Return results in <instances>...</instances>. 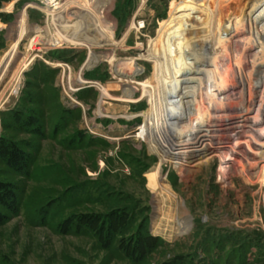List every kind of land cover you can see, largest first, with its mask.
Listing matches in <instances>:
<instances>
[{"label": "rangeland", "instance_id": "374dc122", "mask_svg": "<svg viewBox=\"0 0 264 264\" xmlns=\"http://www.w3.org/2000/svg\"><path fill=\"white\" fill-rule=\"evenodd\" d=\"M30 1L0 0V62L12 41L7 30ZM97 5L99 26L115 32L116 40L133 14L143 18L138 35L131 31L125 38L128 47L183 17L194 18L205 35L231 25L242 30L243 22H235L241 17L264 19V0ZM26 16L32 30L46 33L36 8H26ZM85 32L93 29L87 25ZM32 35L18 45L11 70ZM178 37L172 36L173 45ZM55 46L19 74L16 92L7 79L0 97V264H264V173L251 178L238 166L221 181L216 159L178 171L169 154L161 156L160 148L151 150L133 136L141 119L124 118L142 111L145 102L101 99V87L119 95L105 62L93 57L81 78L95 83L81 86L75 72L84 48H63L60 39ZM170 55L160 52L164 63ZM198 157L186 156L185 165ZM181 211L187 218H180ZM177 219L185 221L179 231Z\"/></svg>", "mask_w": 264, "mask_h": 264}, {"label": "bare ground", "instance_id": "6f19581e", "mask_svg": "<svg viewBox=\"0 0 264 264\" xmlns=\"http://www.w3.org/2000/svg\"><path fill=\"white\" fill-rule=\"evenodd\" d=\"M97 3L98 0L26 3L6 33V39L12 41L0 62V97L11 80L14 83L9 91L16 92L15 80L19 74L28 69L35 57L54 50L55 40L60 39L63 48H84V62L75 72L81 86L95 83L82 79L81 74L94 62L93 57H99L113 77L110 83L119 92V95H110L108 87H101V99L121 100L132 106L145 102L142 111L124 118L141 119L133 136L151 150L160 148L161 156L169 154L178 171H191L202 162L209 165L216 159L221 181L238 166L251 178L263 174L264 19H258L255 14L237 18L235 22H243L242 30L231 25L228 31L205 35L194 18L183 17L178 25H169L158 30L154 37L133 42L128 47L125 38L131 31L138 35L143 18L133 14L123 38L116 40L115 32L107 33L99 26ZM26 8H36L45 19V34L39 27L30 28ZM87 25L93 34H86ZM51 31L54 36H50ZM28 33L33 35L27 39L25 52L11 70L10 64L19 53L18 45ZM176 33L182 38L178 37L173 45L172 36ZM164 49L171 52L166 63L160 58ZM43 61L49 66H62L61 62L44 58ZM147 69L150 73L143 78ZM216 140L225 143L219 145ZM194 152L199 157L185 165L184 158ZM155 172L160 174L159 164ZM181 212L180 218H187L186 212ZM184 223L176 220L178 231Z\"/></svg>", "mask_w": 264, "mask_h": 264}, {"label": "trees", "instance_id": "16d2710c", "mask_svg": "<svg viewBox=\"0 0 264 264\" xmlns=\"http://www.w3.org/2000/svg\"><path fill=\"white\" fill-rule=\"evenodd\" d=\"M2 150H3V151H6V150H5V148H4V149H2Z\"/></svg>", "mask_w": 264, "mask_h": 264}]
</instances>
